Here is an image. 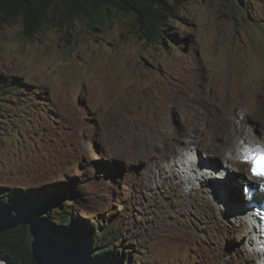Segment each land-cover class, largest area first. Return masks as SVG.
Returning a JSON list of instances; mask_svg holds the SVG:
<instances>
[{"label": "rangeland", "instance_id": "obj_1", "mask_svg": "<svg viewBox=\"0 0 264 264\" xmlns=\"http://www.w3.org/2000/svg\"><path fill=\"white\" fill-rule=\"evenodd\" d=\"M166 28L158 43L131 13L57 12L28 38L1 20L0 76L21 83L0 94V185L70 182L60 199L136 264H264L230 153L264 145V0L181 1ZM189 160L226 176L188 185Z\"/></svg>", "mask_w": 264, "mask_h": 264}, {"label": "trees", "instance_id": "obj_2", "mask_svg": "<svg viewBox=\"0 0 264 264\" xmlns=\"http://www.w3.org/2000/svg\"><path fill=\"white\" fill-rule=\"evenodd\" d=\"M181 1L185 0H0V21L20 15L24 35L32 38L57 12L89 19L112 11L131 13L145 38L162 43ZM20 83L0 76V94ZM64 194L74 195L70 182L41 192L0 185V264L2 259L8 264H136L118 250L120 232L104 227L99 234L91 232L74 207L60 199Z\"/></svg>", "mask_w": 264, "mask_h": 264}, {"label": "bare ground", "instance_id": "obj_3", "mask_svg": "<svg viewBox=\"0 0 264 264\" xmlns=\"http://www.w3.org/2000/svg\"><path fill=\"white\" fill-rule=\"evenodd\" d=\"M203 113H204L205 116L210 115V113L207 112V111H205ZM262 118L264 119V112L262 113ZM262 118H261V120H262ZM231 126L232 125H231L230 121H228L226 126H224L223 128H219L217 130V132L214 133V139L218 140V141L220 140V142L222 140H225L226 137L222 136V133L226 132L229 128H231ZM256 135L257 134H255V136ZM246 139L245 138H240V140H238L236 142L235 146L230 151V153H231V163L234 162L236 164V166L238 165V166L244 167V164L239 162L238 159L241 160L242 154H240L241 153L240 151L244 147V144L251 143V142H248V141L246 142ZM249 139H250V141H253V143L261 144L260 141H257L253 137H249ZM222 142H224V141H222ZM191 160H189L187 163L184 162V167H183L184 169L182 170L183 179L185 180V179L189 178L188 181L185 182L188 185L195 186V185H197L198 183L201 182V181H199L200 179H203V180H208L209 179L210 180V179H212V177L214 179H217V177L226 176V175H224V171L223 170L221 171V174L219 175L216 172L213 173V169L212 168L210 169V168L206 167V165H207L206 163L201 164L198 161H195V160L191 161ZM219 171L220 170H218V172ZM250 177H252V176L250 175ZM247 179H249L248 176L243 178V180H247ZM255 180L260 181L261 179L260 178L259 179L255 178ZM238 208H239V210H241L242 208L247 210L248 206H246L245 204H242V205H240V207L238 206ZM242 212H244V210L240 211L239 215H240V219L242 220V222L247 225V228H246L245 231H246V234L248 233V235H249V239H250L249 245H252V252L254 254H255V252H256L257 255L260 254L259 259L263 262L264 261V238L259 235V232L257 230L256 222L251 220V218H250V216H249V214L247 212H245V214L242 213Z\"/></svg>", "mask_w": 264, "mask_h": 264}, {"label": "clouds", "instance_id": "obj_4", "mask_svg": "<svg viewBox=\"0 0 264 264\" xmlns=\"http://www.w3.org/2000/svg\"><path fill=\"white\" fill-rule=\"evenodd\" d=\"M258 148H264V145L263 144L251 145L249 143L244 144V147L240 151L241 154H242L241 160L243 162H245L244 161V153H245V150L246 149H251L253 151H256ZM245 163H248V172L252 176L253 180L251 182H248L247 184H244L242 186V191L244 193V188L245 187H249L250 189H252L253 190V197H252L253 199H252V201H255V203H257L260 200H263L264 199V176H254L253 173H252V171H251V167H252L251 163L250 162H245ZM219 178H222V177H219ZM255 178H257V179L260 178L261 180L260 181H257V180H255ZM245 202H246V200L244 198L243 199V204H245ZM253 207H255V206L254 205H251L248 211H250L251 209H253ZM242 210H244V212H242V213L245 214V212H247L249 214V212L246 211L245 209L242 208L240 211H242ZM252 212H253V210H252ZM249 216H250V218L252 217L251 214H249ZM251 220L255 221L256 222V225H257V220H254L253 218H251ZM260 262H262V261L260 260Z\"/></svg>", "mask_w": 264, "mask_h": 264}, {"label": "snow or ice", "instance_id": "obj_5", "mask_svg": "<svg viewBox=\"0 0 264 264\" xmlns=\"http://www.w3.org/2000/svg\"><path fill=\"white\" fill-rule=\"evenodd\" d=\"M244 161L251 163V171L254 176H264V149H257L256 151L246 149Z\"/></svg>", "mask_w": 264, "mask_h": 264}, {"label": "water", "instance_id": "obj_6", "mask_svg": "<svg viewBox=\"0 0 264 264\" xmlns=\"http://www.w3.org/2000/svg\"><path fill=\"white\" fill-rule=\"evenodd\" d=\"M2 259V258H1ZM2 264H8L4 259H2Z\"/></svg>", "mask_w": 264, "mask_h": 264}]
</instances>
